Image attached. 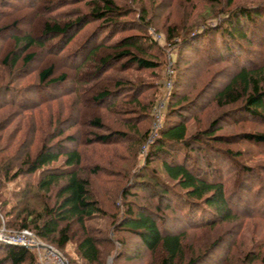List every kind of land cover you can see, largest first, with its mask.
I'll return each instance as SVG.
<instances>
[{
  "label": "trees",
  "instance_id": "obj_1",
  "mask_svg": "<svg viewBox=\"0 0 264 264\" xmlns=\"http://www.w3.org/2000/svg\"><path fill=\"white\" fill-rule=\"evenodd\" d=\"M230 122L254 132L218 134ZM122 143L127 182L83 158ZM0 214L68 264H105L114 242V264H264L242 233L264 223V0H0ZM100 214L112 237L87 225ZM0 264L37 260L0 243Z\"/></svg>",
  "mask_w": 264,
  "mask_h": 264
},
{
  "label": "rangeland",
  "instance_id": "obj_2",
  "mask_svg": "<svg viewBox=\"0 0 264 264\" xmlns=\"http://www.w3.org/2000/svg\"><path fill=\"white\" fill-rule=\"evenodd\" d=\"M30 1L31 0H22V2H26V3L30 2ZM200 4H202V6H203V3L200 2ZM197 9L199 10V7L196 6L193 10H197ZM190 12L193 14L194 11L193 12L190 11ZM203 12H204V10H203ZM128 34H136V33L134 31L129 30ZM151 38H152V40L156 41L159 45H161V46L164 45V40L162 39V35L161 34H156L155 33V34H153L151 36ZM188 68L189 67H187V68L183 67L184 73L185 72H187V73L189 72ZM185 75H187V74L185 73ZM133 80H134L133 83L136 84V85L144 83L143 86L140 88V90H141L140 92H142V93H146L147 91H149L150 89L153 88L154 79H153L152 73L144 72V73H141V74H136V75H134ZM26 84H27V82L22 83L23 86H25ZM168 85H169V83L166 84L167 89L169 88ZM140 92L138 93V95H141ZM160 108H161V104H159V106L153 112L154 119L156 118V120H159ZM59 111L62 112V113L65 112V110L62 109V108H60ZM56 112L57 111H56L55 107L52 110H42L43 116H47L48 114H50L52 116V115L56 114ZM212 114L210 113L208 115H206V114L200 115L195 120V123L194 122L192 123V128L191 129H193V131L194 130L203 131L208 126V124H209V122L211 120L210 118H212V116H211ZM26 121L27 120H25V122ZM121 121L122 120H120L118 116L108 115V117H107V126L108 127L121 128V125H120ZM153 125H154V129H155V127L157 126V122H155V123H153L151 125L152 129H153ZM222 126H223L222 127L223 129L218 132V134H220V135L221 134H224V135H238V134L253 133L254 132V130L250 126L249 122H242V123L237 122L235 124H231V122H230V123L225 124V125L223 124ZM8 131H10V129ZM199 134H200V132H199ZM238 148L240 149V147H238ZM107 151H108V149H101V148L95 149L93 147L92 148H86L83 151V158H85L88 163H91V164L96 163L99 166H101L100 169L105 174L104 178L120 175L119 178H123V183L127 182V179H129V175H131V171L126 176L127 172L126 173L125 172H121V171L119 172L118 170L120 168H123L125 165L129 166L130 168H132V166H133V154H134L133 150L130 147H128L127 144L122 143V144L110 147V151H108V152ZM140 151L144 155L145 146L143 148H140ZM104 155H105V157L102 159V157ZM124 173H125V175H124ZM104 178H103V175H98V176L94 177L93 181H94L95 186H98L99 182L102 179H104ZM23 184H24V179L23 178H21L19 181H15L13 183H9L7 191L11 192L12 190H16L17 187H20ZM112 187H113V185L110 184V188H112ZM139 195H140L141 198H140V200H138V202L141 203L142 205H149L147 203V200L145 199L146 196H148V194L147 193H140ZM110 196H112V195H110ZM114 197H117V198L120 197L119 190L115 193ZM251 200H252V198H251ZM119 201L120 200H118L116 206L119 205ZM118 209L120 211L119 206H118ZM169 222H167V224L169 226H171V224ZM87 225L90 226L91 228H98V229L107 230L108 231V235L110 237H112V232L109 229L110 225H111V218L108 215L100 214L97 217H94L93 219L89 220L87 222ZM229 228H234V227L230 226ZM243 232L244 233L247 232L250 235H252V233H253L252 236H254L253 239L256 240V244L261 241L259 243L260 247H258L257 250L264 252V247H262L264 245V223H261L260 221H255V222L249 221V222H247L246 229L242 230V233ZM122 235L123 234H121V236ZM244 239H245L244 243H246V244H250V242L252 241L251 239L248 240L247 237H245ZM137 242H138L137 240H133L132 242H130L128 247L135 249L136 248L135 246L138 245ZM114 247H115L114 252L106 258L105 264H106V262L108 260H112V263H113V259L115 257V253H116V250L118 248V243L117 242H114Z\"/></svg>",
  "mask_w": 264,
  "mask_h": 264
},
{
  "label": "built area",
  "instance_id": "obj_3",
  "mask_svg": "<svg viewBox=\"0 0 264 264\" xmlns=\"http://www.w3.org/2000/svg\"><path fill=\"white\" fill-rule=\"evenodd\" d=\"M169 87V85H168ZM0 243L25 248L31 251L37 264H68L66 259L55 248L44 244L31 231H12L5 227V222L0 214ZM106 264H113L108 260Z\"/></svg>",
  "mask_w": 264,
  "mask_h": 264
}]
</instances>
